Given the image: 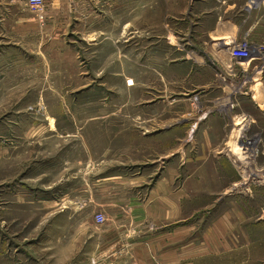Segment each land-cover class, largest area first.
Listing matches in <instances>:
<instances>
[{
	"label": "rangeland",
	"instance_id": "1",
	"mask_svg": "<svg viewBox=\"0 0 264 264\" xmlns=\"http://www.w3.org/2000/svg\"><path fill=\"white\" fill-rule=\"evenodd\" d=\"M196 1H46L55 39L31 35L32 62L0 75V264H92L78 227L90 217L66 204L113 175L145 197L159 172L137 173L172 157L162 127L183 118L184 262L169 248L154 264H264V0ZM217 24L231 30L220 56ZM213 106L223 135L193 132Z\"/></svg>",
	"mask_w": 264,
	"mask_h": 264
},
{
	"label": "crops",
	"instance_id": "2",
	"mask_svg": "<svg viewBox=\"0 0 264 264\" xmlns=\"http://www.w3.org/2000/svg\"><path fill=\"white\" fill-rule=\"evenodd\" d=\"M203 2L204 0H198L195 2V6L203 4ZM23 3H25L23 0H2L0 2V75L8 67L18 70L19 66H23L26 62H32L33 59L30 57L34 52L25 45L26 39H30L31 35L38 37L40 34L50 35L52 33L50 40L55 39L54 30L49 28L50 25L48 23L42 25L37 17L30 16L27 5L25 6L29 11L25 12L26 8H23ZM229 31L231 30H228V26L224 24L216 25L214 30L216 42L212 45V51L216 56L222 55L225 50L217 45L220 35L229 38ZM198 53V56L202 58L201 53ZM220 104L225 106L226 101L220 102ZM227 119L226 111L213 106L196 120L192 129H194L193 132H196L198 128L210 127L216 130L213 135L219 137L223 135ZM188 121L189 119L185 118L176 119L163 125L162 129L166 133L176 136L177 148L174 150L175 153L171 154L172 157H168L166 162L159 166L160 169L146 168L143 172L137 173L135 180L144 182L151 175L159 172L156 184L146 191L145 197H140V192L129 187L128 181H120L119 179H123L122 177L113 175L98 179L97 184H88L87 188L82 187L79 197L82 205L79 209L72 202L66 204V216L73 217L80 210L90 217L88 223L78 225L84 232L85 243H87L82 246L87 251L84 262L92 264H154V260H157V262L164 263L169 262L163 259L166 258L169 248L175 255L172 262H184L186 251L184 242L186 226L183 221L184 192L174 188V185L178 184L179 176L183 170L182 162L178 159L179 142L184 141V124ZM110 180L114 181L110 182ZM141 190L145 191L143 188ZM73 193L74 191L71 192L70 201L73 200ZM66 197L69 199V195ZM96 213L106 215L107 221L97 224L94 219ZM114 215L116 220L111 219ZM194 225L192 223V226ZM66 226L72 228L76 225L68 223ZM191 247L200 249L199 245ZM117 248L120 253L113 254ZM154 253L158 259H154ZM81 260L83 259L69 260V263H80Z\"/></svg>",
	"mask_w": 264,
	"mask_h": 264
},
{
	"label": "built area",
	"instance_id": "3",
	"mask_svg": "<svg viewBox=\"0 0 264 264\" xmlns=\"http://www.w3.org/2000/svg\"><path fill=\"white\" fill-rule=\"evenodd\" d=\"M2 0H0L1 2ZM47 0H25V3L28 9L36 15V17L44 22L47 19ZM239 56H245L246 53L242 48H239L238 53ZM95 220L99 224H103L107 221L106 216L103 213H97L95 215Z\"/></svg>",
	"mask_w": 264,
	"mask_h": 264
},
{
	"label": "bare ground",
	"instance_id": "4",
	"mask_svg": "<svg viewBox=\"0 0 264 264\" xmlns=\"http://www.w3.org/2000/svg\"><path fill=\"white\" fill-rule=\"evenodd\" d=\"M49 74H50V73H49ZM242 136H243V135H242ZM123 139H124V138H123ZM125 139H126V138H125ZM245 139H246V138H245ZM237 141H238V140H237ZM245 141H246V140H245ZM238 142H240V141H238ZM240 146H241V145H240ZM139 148H140V147H139ZM244 148H246V147H244ZM236 150H238V149H236ZM239 154H240V156H241V155H244V156H245V157L243 156L244 158H247L246 155H248V154L245 155L243 151H242V153H241V150H240ZM243 157H242V158H243ZM235 159H236V158H235ZM242 161H243V160H241L240 163H243ZM245 164L248 165V167H249V161H247ZM245 164L243 163V165H245ZM237 165L240 166L239 164H237ZM246 165H245V166H246ZM245 166H244V168H245ZM248 167H247V168H248ZM245 171H246V170H245ZM197 173H198V172H197ZM248 190H249V189H248ZM243 192H244V190H243ZM235 193H236V192H235Z\"/></svg>",
	"mask_w": 264,
	"mask_h": 264
}]
</instances>
